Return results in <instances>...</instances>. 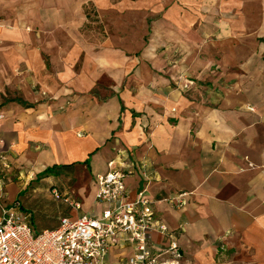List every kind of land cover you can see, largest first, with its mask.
<instances>
[{
	"label": "crops",
	"instance_id": "crops-1",
	"mask_svg": "<svg viewBox=\"0 0 264 264\" xmlns=\"http://www.w3.org/2000/svg\"><path fill=\"white\" fill-rule=\"evenodd\" d=\"M0 141V203L14 188L35 233L100 216L116 169L167 229L153 253L264 264V0H0ZM35 182L41 225L18 201ZM132 254L121 236L105 261Z\"/></svg>",
	"mask_w": 264,
	"mask_h": 264
},
{
	"label": "built area",
	"instance_id": "built-area-1",
	"mask_svg": "<svg viewBox=\"0 0 264 264\" xmlns=\"http://www.w3.org/2000/svg\"><path fill=\"white\" fill-rule=\"evenodd\" d=\"M127 174L110 169L96 177L95 202L108 206L100 216L64 217L53 230L33 232L28 218L18 212V203L1 209L0 264H107L105 258L121 236L132 245L133 254L120 264H174L180 259L176 243L159 253L149 248L150 233H167L155 219L150 200L140 192L134 201H124ZM174 201L181 208L183 195ZM65 202L80 209L75 200Z\"/></svg>",
	"mask_w": 264,
	"mask_h": 264
},
{
	"label": "rangeland",
	"instance_id": "rangeland-1",
	"mask_svg": "<svg viewBox=\"0 0 264 264\" xmlns=\"http://www.w3.org/2000/svg\"><path fill=\"white\" fill-rule=\"evenodd\" d=\"M57 179L56 175H53L51 178H49L45 182V186L47 185L48 182L51 180ZM38 182V183H37ZM31 185V188L27 190L26 193H23L20 197H18V201L21 202L20 209L25 208L26 210H30L32 212V215L35 220L40 221V225L44 224V221L40 220L45 214L51 213V211L55 208V203L52 202L51 200H48V195L44 191L43 185H39V189L36 192L32 193V188L33 186H37L39 184V181H37ZM37 183V184H36ZM48 186V185H47ZM14 191V188H11L8 193V199L5 201H1L0 206L1 208H9L14 206V198L16 195H11ZM10 199V200H9ZM17 209V208H16ZM46 209L48 211H46ZM18 212H19V207H18ZM20 213V212H19ZM46 221V220H45ZM53 221V220H52ZM51 220H48V222H52ZM36 222V221H35ZM43 228V227H42ZM48 229V227H46ZM43 229H39L36 227V233H40Z\"/></svg>",
	"mask_w": 264,
	"mask_h": 264
},
{
	"label": "trees",
	"instance_id": "trees-1",
	"mask_svg": "<svg viewBox=\"0 0 264 264\" xmlns=\"http://www.w3.org/2000/svg\"><path fill=\"white\" fill-rule=\"evenodd\" d=\"M56 171H57V168L47 169L41 174V176H49V175L55 174Z\"/></svg>",
	"mask_w": 264,
	"mask_h": 264
}]
</instances>
